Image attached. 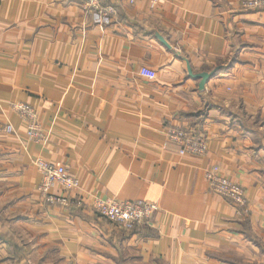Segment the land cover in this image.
I'll use <instances>...</instances> for the list:
<instances>
[{"label":"crops","instance_id":"crops-1","mask_svg":"<svg viewBox=\"0 0 264 264\" xmlns=\"http://www.w3.org/2000/svg\"><path fill=\"white\" fill-rule=\"evenodd\" d=\"M99 2L114 13L0 0V264H264V9ZM186 62L216 73L199 89ZM17 102L36 108L41 139L28 138ZM170 128L205 139V153L177 154ZM37 157L80 180L54 190L66 205L38 191ZM213 165L244 188L245 209L209 190ZM94 197L158 210L124 231Z\"/></svg>","mask_w":264,"mask_h":264},{"label":"built area","instance_id":"built-area-1","mask_svg":"<svg viewBox=\"0 0 264 264\" xmlns=\"http://www.w3.org/2000/svg\"><path fill=\"white\" fill-rule=\"evenodd\" d=\"M87 4L104 18L108 14L114 13L111 7L100 5L99 0H79ZM137 0H127L129 4H134ZM151 9L157 8L165 0H144ZM241 6L244 10L264 9V0H242ZM140 76L147 79H155L156 71L146 66H141L138 70ZM18 116L26 122V133L29 139L39 140L42 132L38 123V113L35 107L17 102L13 106ZM6 132L13 130L10 124L4 127ZM169 142L176 146V153L179 155L190 154L202 156L207 149L205 139L194 135L185 129L170 128L166 132ZM34 165L40 175L38 191L43 196L45 202L49 204H67L65 195L54 192L55 189L71 192L81 187L80 180L68 173L66 167L60 162L45 160L37 157ZM204 177L211 192L225 197L236 208L245 209L246 196L244 188L229 179L219 170L216 165L205 170ZM93 210L110 224L124 230L131 231L134 228L150 222L158 210V206L152 202L144 200H117L113 197H94L92 200Z\"/></svg>","mask_w":264,"mask_h":264},{"label":"water","instance_id":"water-1","mask_svg":"<svg viewBox=\"0 0 264 264\" xmlns=\"http://www.w3.org/2000/svg\"><path fill=\"white\" fill-rule=\"evenodd\" d=\"M160 40L162 41L163 44L167 45L166 42L161 38L159 37ZM168 46V45H167ZM186 66H187V73L189 75V77L193 78V79H196V80H199L198 82V87L199 89H203L206 82L212 77L214 76V74L216 73V69L210 71V72H200V73H196L194 74L191 70V67H190V64L189 62H186Z\"/></svg>","mask_w":264,"mask_h":264}]
</instances>
